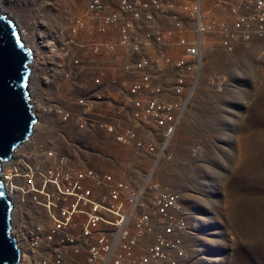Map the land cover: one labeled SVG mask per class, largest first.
<instances>
[{"label": "built area", "instance_id": "2783aa9c", "mask_svg": "<svg viewBox=\"0 0 264 264\" xmlns=\"http://www.w3.org/2000/svg\"><path fill=\"white\" fill-rule=\"evenodd\" d=\"M214 2L223 17L211 22L204 0H139L137 9L120 0L107 11L103 0H92L88 17L78 16L68 36L63 30L66 44L57 53L72 57L69 46L82 51L71 58L73 64L77 69L86 64L85 77L102 88L94 100L121 103V120L114 122L108 110L102 114L92 98H76L73 112L56 100L39 106L30 96L36 117L31 134L0 170L19 255L14 264H181L187 259L191 229L182 195L158 181L156 171L198 89L204 51L220 48L230 54L264 39V0ZM83 30L89 40L80 41ZM100 35L105 36L99 41ZM177 47L182 55L173 58L168 51ZM126 112L132 123H126ZM47 118L100 131L122 147L151 155L152 167L132 183L110 170L77 165L50 140L37 138ZM149 124L150 132L144 127ZM201 150L198 146L196 154Z\"/></svg>", "mask_w": 264, "mask_h": 264}, {"label": "rangeland", "instance_id": "374dc122", "mask_svg": "<svg viewBox=\"0 0 264 264\" xmlns=\"http://www.w3.org/2000/svg\"><path fill=\"white\" fill-rule=\"evenodd\" d=\"M91 1L0 0V15L16 22L24 45H33L37 53L29 88L39 106L56 100L76 112V98L93 99L103 91L89 81L90 75L85 77L86 64L79 69L73 64L74 54L82 53L76 46H69L72 57L57 53L66 44L63 30L68 36L78 16L88 17ZM119 1L103 0L105 11ZM130 1L142 8L139 0ZM214 6V0H204L211 22L223 17ZM89 36L83 30L80 41ZM168 54L178 58L182 51L171 48ZM203 63L195 96L156 171L158 181L182 195L189 216L188 253L181 264H264V39L230 54L205 50ZM94 101L102 114L108 110L114 122L121 120L120 102ZM126 116V123H132ZM36 135L77 165L110 170L132 183L140 182L153 164L151 155L73 122L59 125L47 118ZM198 146L202 150L196 154Z\"/></svg>", "mask_w": 264, "mask_h": 264}, {"label": "water", "instance_id": "95a60500", "mask_svg": "<svg viewBox=\"0 0 264 264\" xmlns=\"http://www.w3.org/2000/svg\"><path fill=\"white\" fill-rule=\"evenodd\" d=\"M32 51L22 41L14 20L0 15V170L13 150L32 131L36 117L30 102ZM0 178V264H14L19 255L10 229L11 202Z\"/></svg>", "mask_w": 264, "mask_h": 264}, {"label": "bare ground", "instance_id": "6f19581e", "mask_svg": "<svg viewBox=\"0 0 264 264\" xmlns=\"http://www.w3.org/2000/svg\"><path fill=\"white\" fill-rule=\"evenodd\" d=\"M79 17H80V16H79ZM27 43H28V42H27ZM28 47H29V46H28ZM33 47H34V46L32 45V46H30L29 48L32 50ZM33 51H34V50H33ZM31 67H33V62L31 63ZM34 70H35V69H34ZM34 72H35V71H34ZM32 73H33V69H32ZM26 139H27V138H26ZM26 139H25V140H26ZM25 140H24V141H25ZM24 141H23V142H24ZM23 142H21V143H23ZM2 172H3V171H1V173H2Z\"/></svg>", "mask_w": 264, "mask_h": 264}]
</instances>
